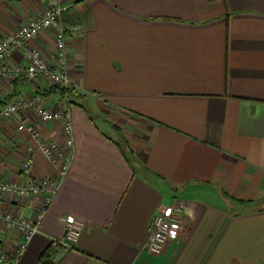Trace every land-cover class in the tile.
<instances>
[{
	"label": "crops",
	"instance_id": "0c3cea01",
	"mask_svg": "<svg viewBox=\"0 0 264 264\" xmlns=\"http://www.w3.org/2000/svg\"><path fill=\"white\" fill-rule=\"evenodd\" d=\"M54 2L79 27L68 35L71 98H92L109 132L77 112L69 172L19 264H44L67 214L88 226L53 264H264V0H0V39ZM31 44L50 58L54 28ZM12 61L25 64L23 51ZM20 96L62 99L46 83L0 81V105ZM25 116L65 146L63 121ZM16 125L0 127V182L23 181L36 144ZM35 155L32 178L55 172ZM44 197L0 192V207L33 218ZM173 207L186 228L153 254L150 220ZM18 242L0 227L8 253Z\"/></svg>",
	"mask_w": 264,
	"mask_h": 264
},
{
	"label": "built area",
	"instance_id": "2783aa9c",
	"mask_svg": "<svg viewBox=\"0 0 264 264\" xmlns=\"http://www.w3.org/2000/svg\"><path fill=\"white\" fill-rule=\"evenodd\" d=\"M68 7L69 5L60 2L50 3L41 15L28 19L0 39V81L24 77L36 86L46 83L50 87L65 90L61 101L55 105L47 104L49 100L43 96H20L5 105H0V127L4 120L15 121L17 128L26 130L36 143L27 146L28 156L21 165L23 181L0 182V192L22 199L45 193L44 200L33 218L0 207V227L4 230L15 229L19 236V242L13 253H8L0 243V264H19L28 244L34 235L40 232L54 196L70 169L75 140L72 114L68 104L72 101L71 97L77 94V85L68 69V35L79 27L62 22V13ZM51 28H54L55 44L51 50V57L47 58L41 49L32 46L31 43L43 31ZM20 50L24 53L25 64L12 61L14 53ZM28 111L35 113L39 124L63 121L65 146L57 140L44 139L37 124L26 121L25 115ZM37 151L56 169L53 174L42 179H34L31 176ZM63 221L66 233L60 240V245L63 250H68L76 245L88 223L74 214L65 215ZM186 222L181 209L176 207L160 209L149 223L147 243L149 252L162 254L170 242L182 237Z\"/></svg>",
	"mask_w": 264,
	"mask_h": 264
},
{
	"label": "rangeland",
	"instance_id": "374dc122",
	"mask_svg": "<svg viewBox=\"0 0 264 264\" xmlns=\"http://www.w3.org/2000/svg\"><path fill=\"white\" fill-rule=\"evenodd\" d=\"M72 102L73 104L71 105V114H72L73 127H75L77 112L81 111L85 113V115L89 118V120H91L94 124H97L103 130H107L109 132L108 127L105 126V123L101 120L102 114L95 106V101L92 98L85 96H82L81 98L73 97ZM74 103H78V104H74ZM114 113L115 112L109 113V115L115 116ZM106 124L108 125V123ZM110 136L114 138L113 135ZM237 207L238 206L235 205V208Z\"/></svg>",
	"mask_w": 264,
	"mask_h": 264
},
{
	"label": "trees",
	"instance_id": "16d2710c",
	"mask_svg": "<svg viewBox=\"0 0 264 264\" xmlns=\"http://www.w3.org/2000/svg\"><path fill=\"white\" fill-rule=\"evenodd\" d=\"M50 90L52 92H57L59 93L60 96L64 95L65 90L60 89L58 87H50ZM226 195H229L226 192ZM230 196V195H229ZM61 248L60 243L53 241L52 244L42 253L40 259L44 264H53L52 263V257Z\"/></svg>",
	"mask_w": 264,
	"mask_h": 264
}]
</instances>
